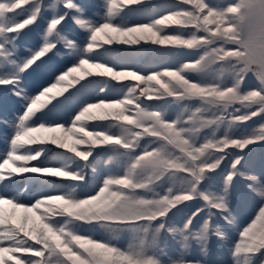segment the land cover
Returning <instances> with one entry per match:
<instances>
[{
    "label": "snow or ice",
    "instance_id": "6c2138e0",
    "mask_svg": "<svg viewBox=\"0 0 264 264\" xmlns=\"http://www.w3.org/2000/svg\"><path fill=\"white\" fill-rule=\"evenodd\" d=\"M0 113V264H264V0H0Z\"/></svg>",
    "mask_w": 264,
    "mask_h": 264
},
{
    "label": "rangeland",
    "instance_id": "374dc122",
    "mask_svg": "<svg viewBox=\"0 0 264 264\" xmlns=\"http://www.w3.org/2000/svg\"><path fill=\"white\" fill-rule=\"evenodd\" d=\"M89 3L91 4H100L102 3V0H88ZM158 3H163L164 0H157ZM175 26H170L167 30L171 31V28H174ZM122 47H130V46H122ZM132 47H139V46H132ZM71 90V89H69ZM66 94V93H65ZM54 102V101H53ZM9 114H11L9 112ZM0 119H3V113H0ZM93 123H98V121H89V124H93ZM34 147V145H32ZM52 147H55V145H51ZM4 140H3V126L0 125V152L4 151ZM81 147H85V146H81ZM178 151V150H177ZM253 161L254 163L259 167L261 165H264V156H262L259 152L253 157ZM5 210H6V214L12 215L14 214L15 219H17L18 221H22L24 216H25V211L24 209H12L11 206L9 205H5ZM258 212V209L256 210ZM27 215L32 216V213H28ZM34 218V217H33ZM254 218V216L252 217ZM250 219L248 220V223H250ZM246 226V224L244 225ZM231 231V230H230ZM129 237L127 234H123L121 237V243L126 244L128 241ZM233 239H238V237L236 236V234L233 232ZM216 258L223 260L225 257L222 256L221 250L220 249H216Z\"/></svg>",
    "mask_w": 264,
    "mask_h": 264
}]
</instances>
